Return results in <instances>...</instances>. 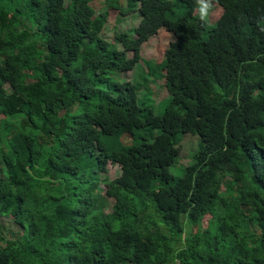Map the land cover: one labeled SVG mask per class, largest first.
Returning a JSON list of instances; mask_svg holds the SVG:
<instances>
[{
    "label": "trees",
    "instance_id": "trees-1",
    "mask_svg": "<svg viewBox=\"0 0 264 264\" xmlns=\"http://www.w3.org/2000/svg\"><path fill=\"white\" fill-rule=\"evenodd\" d=\"M93 2L0 0V264H264V0H107L140 15L112 42Z\"/></svg>",
    "mask_w": 264,
    "mask_h": 264
},
{
    "label": "rangeland",
    "instance_id": "rangeland-1",
    "mask_svg": "<svg viewBox=\"0 0 264 264\" xmlns=\"http://www.w3.org/2000/svg\"><path fill=\"white\" fill-rule=\"evenodd\" d=\"M93 4L99 13H107V23L103 31V37L109 42L114 41L117 32H128L127 30L136 28L140 24V15L138 12H133L126 16H121L118 20L116 18L115 12H113V10L106 5L107 0H94ZM216 20H218V12L214 13L211 16L212 22H215ZM166 41H172L170 40L169 35L166 33H160L158 36L152 37L142 51V61H140L132 71H128L125 73L127 80H135L140 83L143 82L144 74H147L149 72L148 63H160V47L164 45ZM128 58H133V54L129 53ZM146 97L147 99L145 100L144 106L146 109L153 111L155 115H159L162 112V109L164 110L170 103V97L166 89L163 88V83L161 81L150 84L149 94ZM184 139L185 137L183 138V140ZM120 141L123 145L126 146L133 144V140L127 136L121 138ZM194 141L195 140L193 139L187 138L185 143L183 144L179 160L180 166L177 169H171L172 174L176 178L183 176V171L180 169L181 166L185 167L191 164L192 156L197 150V145ZM120 175L121 169L119 166L108 164L107 172L102 175V178L108 177L109 179H114ZM102 187L103 189L105 188L104 183H102ZM206 225L207 223L206 221H204V226ZM0 226L2 227L3 233L7 236H14L19 228L15 223H13L12 217L10 216L0 217Z\"/></svg>",
    "mask_w": 264,
    "mask_h": 264
},
{
    "label": "clouds",
    "instance_id": "clouds-1",
    "mask_svg": "<svg viewBox=\"0 0 264 264\" xmlns=\"http://www.w3.org/2000/svg\"><path fill=\"white\" fill-rule=\"evenodd\" d=\"M218 0H195L196 11L200 21L207 22L213 15Z\"/></svg>",
    "mask_w": 264,
    "mask_h": 264
}]
</instances>
